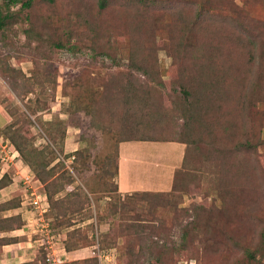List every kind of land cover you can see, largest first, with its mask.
<instances>
[{"label":"rangeland","instance_id":"obj_1","mask_svg":"<svg viewBox=\"0 0 264 264\" xmlns=\"http://www.w3.org/2000/svg\"><path fill=\"white\" fill-rule=\"evenodd\" d=\"M0 7L9 16L0 30V204L16 207L1 215L23 224L0 234L16 242L0 250V264L96 256L98 264H264V0H18L9 7L0 0ZM106 47L119 52L118 63L101 56ZM133 49L153 52L146 65L165 88L134 75L162 95V109L145 108L144 119L172 142L125 141L131 108L114 106L100 87L112 77L126 81ZM185 84L194 89L193 112L209 115L192 112L191 146L179 142ZM226 85L235 97L213 120ZM10 124L27 132L35 168L6 136ZM116 160L132 185L162 190L123 208L124 196L148 190L117 192ZM66 171L73 182L58 181L54 199L76 204L85 194L90 202L59 227L46 185ZM38 174L52 177L44 184ZM73 231L87 237L77 258L63 245Z\"/></svg>","mask_w":264,"mask_h":264},{"label":"trees","instance_id":"obj_2","mask_svg":"<svg viewBox=\"0 0 264 264\" xmlns=\"http://www.w3.org/2000/svg\"><path fill=\"white\" fill-rule=\"evenodd\" d=\"M5 1H6V6L8 7L11 4H16L18 2V0H5ZM23 6L28 7L29 2H26L25 4H23ZM104 7H105L104 4H102L101 8L104 9ZM8 19H9L8 14L6 13L4 16H2V12L0 11V30L3 28V25L6 23V20ZM68 40H70V38H68ZM59 45L60 44H58L57 46ZM106 49L107 51H105V49L101 51V54H102L101 56H104L110 59L111 61L118 63L117 55L119 52L115 50L111 51L107 47ZM173 51L174 53L173 54L170 53V56H175L177 54V51L175 50ZM128 54L129 56L126 55V57L128 58L130 62L129 69L131 72L125 78L126 81H123L121 77L120 78L112 77L110 78L107 84L100 86L103 89H105V91L110 92V95H107V97L110 99L111 102H115L113 104L114 106L117 105L118 102L123 101L128 106L129 109L131 108L132 112L128 114V120H129L128 125H127L128 129L126 131V137L124 138V140L125 141H144V142L145 141L154 142V141L162 140L165 142H172L173 140H171L170 139L171 137H169L168 135L166 134L160 135V133H158L157 130L151 129L153 127L151 118H149V120L144 119L145 117L147 118V115L144 117V114H143V111L145 108H148L154 104H159L160 110L162 109V102H161L162 95L159 92H157V89L165 88L166 86V84H164L163 81L161 80L159 81V79L157 78L159 73L155 71V68L146 65L147 64L146 60L148 58H151L150 56L153 55V52H151V50L149 49H145V50L133 49ZM183 56L185 60H189L188 53H185ZM204 62H208V57H206V55H204ZM208 68L210 69V71H212V68L210 65ZM134 73L139 74L142 77H145L146 80L149 79L151 81L152 80L157 81V83H155L156 84L155 87L157 89L156 88L148 89L149 86L145 85L143 81H141L139 78L136 77V75H134ZM185 85H182L185 87L181 89V95H182L181 114L185 120L184 129H183L184 135H182V140L179 142L187 146H191L192 142H190V139H189V131L195 119L194 114L196 116L199 115V118L200 117L208 118L209 115L206 111L203 112V111L194 110L193 112V106L191 105V96H192V93H194V89L191 90V87H189V84H185ZM226 86L228 89H226L225 91L228 93V95H224V94L218 95V97L214 100V109L212 110L213 120H216L217 117L223 118L226 116L225 112L220 111V110H222L224 106L228 103L226 101L227 99L231 98L233 100V98L235 97L234 91L232 92L230 91L231 89L230 86L229 85H226ZM216 90L221 91L224 89H221V88L218 89L216 86L215 91ZM106 113L111 116L112 115L111 109H109ZM0 118L1 120L3 119V122H6L5 118L2 115H0ZM159 124L161 125V123ZM13 128H14L13 124H10L6 127V136L9 134H13L11 135L10 138L8 137L7 138L10 140L11 144L13 145L17 153L21 156L22 160L30 168L32 169L35 168L33 160H31L28 157V153H25V151L27 150L29 146V137L27 135V132H25L24 130L13 131ZM33 152L36 153L35 150ZM50 154L52 155L50 162L57 159L53 151H51ZM46 164H47V161H46ZM117 164H118V161L116 160L114 163L113 176L117 175V170H118ZM45 166L46 165H44V167ZM51 174H47L45 176H40V174H38L37 176L39 177L38 179L42 183L45 184L52 177ZM58 181H62L67 185H70L73 182L72 177L67 173V171L66 173H62L60 177H55L52 181L48 182V184L46 185V189H47L46 198H47V202H49L50 210L52 212H55V215H56L55 220H57L58 226L68 227L71 225L70 220L72 219V218H69V215H73L79 212L80 210H82L83 208L82 206L84 204H89L90 201H89L88 196L85 194L82 195V198H84V201L80 200L81 195L76 194V198L78 199L76 201V204L72 202L66 204V203H63V201L55 200L54 196L57 194L58 191H60L58 189L60 186L58 184ZM5 187L6 185L0 186V190L4 189ZM116 191L118 192V189ZM144 196L145 197L150 196V192H135L133 194L126 195L121 200L120 205L124 208L126 203L131 204L130 201H132L133 199H137V198H140L142 200L143 198H145ZM10 204H11V201L0 204V234L4 232L20 229L21 226L23 225L20 216L4 217L3 215H1V213L3 212H7L8 210H12L16 208L13 205L10 206ZM77 205L78 207L76 209L75 206ZM122 228H124L123 231L125 230L128 231L132 228V226H122ZM123 231L120 229V232H123ZM186 236H187V233L185 232L183 241H185ZM14 242H15L14 238L0 237V250H2L4 246L10 245V244L12 245V243ZM86 243H87V237H83L82 234L76 231H73L67 234V239L63 242V245H64V249L66 252H72L74 250L79 249L81 245H84ZM111 244H113V242ZM183 250H185L184 247H183ZM129 254L131 257H134L132 251ZM70 264H98V261H97V258L94 257V258H87L82 261H77V262L70 263ZM160 264H164V263H160Z\"/></svg>","mask_w":264,"mask_h":264},{"label":"crops","instance_id":"obj_3","mask_svg":"<svg viewBox=\"0 0 264 264\" xmlns=\"http://www.w3.org/2000/svg\"><path fill=\"white\" fill-rule=\"evenodd\" d=\"M120 162V161H119ZM117 164V167H118V170H117V189H118V192L122 195L124 194H129L130 192L134 191V190H148V191H141V192H152V191H160L162 189H159L162 188V184H159V183H148V182H144V181H140L141 182V186H135V185H132V182H131V179H130V176L126 177V173L123 172V170H121V164L122 163H119ZM142 162V161H141ZM134 164H140L139 161L137 160H134V162H132ZM148 164V163H147ZM141 165V164H140ZM123 172V173H122ZM158 189V190H157ZM10 247L11 245H7V246H4V247ZM3 247V248H4ZM2 248V252L3 249ZM5 252V251H4ZM77 254H80V256H83L85 254V250H78V251H73V252H70L69 253V256H71V258H77Z\"/></svg>","mask_w":264,"mask_h":264},{"label":"built area","instance_id":"obj_4","mask_svg":"<svg viewBox=\"0 0 264 264\" xmlns=\"http://www.w3.org/2000/svg\"><path fill=\"white\" fill-rule=\"evenodd\" d=\"M98 260H100V257L99 256H96Z\"/></svg>","mask_w":264,"mask_h":264}]
</instances>
